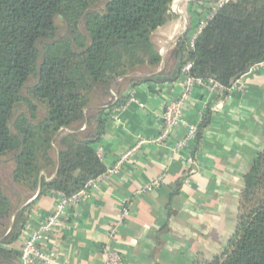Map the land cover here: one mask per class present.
<instances>
[{
	"label": "trees",
	"instance_id": "obj_1",
	"mask_svg": "<svg viewBox=\"0 0 264 264\" xmlns=\"http://www.w3.org/2000/svg\"><path fill=\"white\" fill-rule=\"evenodd\" d=\"M174 1L0 0V264H18L14 245L37 199L71 197L106 172L94 145L130 90L166 74H156L162 57L152 36L174 18ZM204 22L192 47L200 20L176 41L181 66L167 83L190 64L188 75L216 83L224 98L264 63V0H228ZM4 163L14 189L1 180ZM194 264H264V150L243 177L228 247Z\"/></svg>",
	"mask_w": 264,
	"mask_h": 264
},
{
	"label": "crops",
	"instance_id": "obj_2",
	"mask_svg": "<svg viewBox=\"0 0 264 264\" xmlns=\"http://www.w3.org/2000/svg\"><path fill=\"white\" fill-rule=\"evenodd\" d=\"M219 1L175 0L181 15L172 12L174 18L154 32L153 42L162 43L170 59L191 23L209 18ZM167 60L162 57L156 74ZM183 89L182 74L172 83L141 84L105 118L94 148L106 170L142 143L117 173L99 177L61 219L47 243L55 252L52 264H104L105 251L119 254L121 264H194L226 250L237 224L243 177L264 150V64L240 78L224 98L194 83L182 110L186 124L163 144L152 143L162 129L165 105ZM207 111L209 122L198 142L194 138L176 149L187 125L198 126ZM58 198L53 193L37 199L28 228L38 226ZM23 238L14 246L21 247Z\"/></svg>",
	"mask_w": 264,
	"mask_h": 264
},
{
	"label": "built area",
	"instance_id": "obj_3",
	"mask_svg": "<svg viewBox=\"0 0 264 264\" xmlns=\"http://www.w3.org/2000/svg\"><path fill=\"white\" fill-rule=\"evenodd\" d=\"M227 1L228 0H220L218 7ZM172 12L177 14L174 10H172ZM214 13L215 11L210 15V17ZM204 24V21L201 22L199 27L190 35L188 40V45L190 47H192L194 39L201 31ZM190 68V64H187L181 68V74L184 76V89L177 99L170 101L165 105L162 113V129L156 138L151 141L152 143L163 144L171 136L174 129L186 124L182 110L184 103L187 101L190 95L194 83L204 84L211 91H215L217 94L221 93L222 88L216 83L212 81L203 82L191 78L188 75ZM237 83L238 81L235 82L232 88L236 87ZM111 96L114 98L113 94H111ZM196 132V125H187V132L184 139H182L180 142H177L175 144V148L182 149L185 147L187 142L195 138ZM141 143L142 141H140L130 151L121 155L118 161L111 168L107 169L102 176L113 175L117 173L123 166L125 160L130 154L136 151ZM186 161L189 164H192V158L189 157L186 159ZM97 180L98 179L88 182L81 191L71 197H65L61 194H58L59 198L54 205V208L42 218L38 226L30 229L25 224L21 235L22 237L24 236V238L20 248L18 264H52L55 262L54 250H49L47 248L48 239L54 235L55 231L60 226L61 219L67 216L69 210H75L79 206L81 201L87 196L88 189L93 186ZM104 257V264H121V257L115 252L105 251Z\"/></svg>",
	"mask_w": 264,
	"mask_h": 264
},
{
	"label": "rangeland",
	"instance_id": "obj_4",
	"mask_svg": "<svg viewBox=\"0 0 264 264\" xmlns=\"http://www.w3.org/2000/svg\"><path fill=\"white\" fill-rule=\"evenodd\" d=\"M175 5H177V2L175 3V1H174V3H172V5H171V12H172V10H174V11H176L177 16H179L181 14L178 12V9L176 8ZM152 39H153V37H152ZM161 45H162V43H157L156 46L158 48V52L163 53L162 57L164 59H168L167 63L164 65L163 71L166 74H169L175 65V60L172 57L170 59L168 58V54H165L166 50L161 48L162 47ZM140 74H142V72L136 73V75H140ZM1 180L7 189H14L15 188V186L12 184V182L10 180V167L6 163L2 164V166H1Z\"/></svg>",
	"mask_w": 264,
	"mask_h": 264
},
{
	"label": "water",
	"instance_id": "obj_5",
	"mask_svg": "<svg viewBox=\"0 0 264 264\" xmlns=\"http://www.w3.org/2000/svg\"><path fill=\"white\" fill-rule=\"evenodd\" d=\"M180 66H181V54H178L177 57H176L175 65H174L171 73L169 75H167V76H157L156 80L157 81H161V82L171 81L178 74V71L180 70Z\"/></svg>",
	"mask_w": 264,
	"mask_h": 264
}]
</instances>
